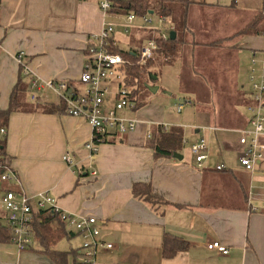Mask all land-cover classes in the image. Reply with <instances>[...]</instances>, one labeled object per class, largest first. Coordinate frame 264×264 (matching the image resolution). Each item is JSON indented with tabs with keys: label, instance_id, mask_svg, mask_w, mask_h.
Instances as JSON below:
<instances>
[{
	"label": "crops",
	"instance_id": "0c3cea01",
	"mask_svg": "<svg viewBox=\"0 0 264 264\" xmlns=\"http://www.w3.org/2000/svg\"><path fill=\"white\" fill-rule=\"evenodd\" d=\"M263 9L264 0H190L186 38L195 45L184 46L167 64L180 65L179 90L176 73L172 80L179 96L172 94V86H164L158 89L164 98L152 102L158 90L147 91L142 105L131 113L137 128L109 137L92 157L84 148L91 129L83 117L11 113L0 140H5L4 152L19 184H3L0 195L8 187L28 195L47 190L64 211L96 217L101 239L113 248L100 250L95 264H264V159L252 172L238 162L243 149L238 130L248 127L247 106L252 101L242 84L244 72L248 77L244 52L249 56L262 49L264 34H237ZM104 20L97 0H0V109L7 108L19 76L14 58L18 50L25 51L28 67L40 79H57L82 93L78 79L88 37L100 31ZM142 30H132L129 47L144 36ZM113 40L118 45L117 32ZM216 41H223L222 46L212 47ZM229 93L232 99L225 97ZM218 95L221 100L216 102ZM43 96L38 104L60 101ZM179 98L189 104L176 112ZM163 124L181 128L182 142H190L186 147L190 158L181 152L183 143L181 160L154 157L146 134ZM200 138L205 140L207 157L198 166L190 145ZM65 153L72 166L63 160ZM219 164L225 169L218 170ZM136 182H149L170 204L155 211L134 198L131 186ZM250 205L259 210L252 211ZM5 223L0 207V224ZM166 232L187 243L170 258L161 254ZM62 240L55 248L67 252L66 264H86L77 253L80 237L70 233ZM212 240L224 245L228 254L209 250L206 243ZM0 264L56 263L37 243L19 250L0 242Z\"/></svg>",
	"mask_w": 264,
	"mask_h": 264
},
{
	"label": "built area",
	"instance_id": "2783aa9c",
	"mask_svg": "<svg viewBox=\"0 0 264 264\" xmlns=\"http://www.w3.org/2000/svg\"><path fill=\"white\" fill-rule=\"evenodd\" d=\"M97 5L107 17L103 26L96 34L88 37L89 43L86 46L83 71L78 82L84 86L82 93L66 82L57 79H40L27 65L25 61V51L18 50L14 53V58L22 74L30 79V88L35 90L30 95L32 100H37L43 96L39 91L48 89L54 92L64 104V113L71 116L83 117L91 129L90 139L84 144L88 156L92 157L97 153L101 143H105L113 135H122L133 132L138 125V120L134 116L127 115L126 111L135 112L134 103L130 100L131 88L122 85L125 74V60L119 53L109 50L111 45H115L113 32L115 26L128 32L129 29H147L151 31V38L147 39L140 47L138 63L144 64L148 59L153 58L157 43L154 38L166 40L172 25L167 17L159 14H148L141 17L143 25L134 26L132 21L135 14L114 15L109 13L110 1L97 0ZM154 17V18H151ZM111 18V20L109 19ZM121 19V20H120ZM159 23L160 26L156 24ZM263 55L262 70L258 76L257 70L251 69L249 77L253 99L247 106L249 112L248 127L238 130L239 143L243 146L238 157L239 164L247 171H253L256 165L264 159V47L260 50L252 51L251 63L256 65L258 59L256 55ZM105 96L108 98L105 100ZM111 102L110 106L108 104ZM189 104L186 98H179L175 103L176 112H181L185 105ZM164 128L168 126L163 124ZM5 134V129L0 128V135ZM147 138L151 136L148 130ZM190 151L198 166L207 157L206 143L203 138L190 145ZM63 160L72 166V158L68 153L63 155ZM217 169H225L223 164L217 165ZM264 174V170L262 171ZM95 175V171L91 172ZM3 184H19L16 171L10 164L5 162L0 154V187ZM264 188V184H263ZM0 195V207L5 212V226L10 230V243L19 250H24L36 245L33 239L32 224L34 214L38 210L50 209L66 227L76 233L81 241L77 253L81 256L82 262L95 264L97 253L102 249H112L113 244L104 241L100 237L98 220L93 216L77 215L61 209L57 204L55 196L49 191H40L34 195H28L21 189H2ZM261 208L264 209V193L261 201ZM252 211L259 210L250 205ZM209 250L216 251L221 255H227L228 249L217 240L206 243Z\"/></svg>",
	"mask_w": 264,
	"mask_h": 264
},
{
	"label": "trees",
	"instance_id": "16d2710c",
	"mask_svg": "<svg viewBox=\"0 0 264 264\" xmlns=\"http://www.w3.org/2000/svg\"><path fill=\"white\" fill-rule=\"evenodd\" d=\"M109 13L114 15H127L133 13L136 16L143 17L152 10L154 14L163 15L168 18L175 32V38L159 40L154 36L157 49L154 58H150L145 64L138 63V54L143 40L151 38V31L145 29L141 33L144 36L134 42L126 50L119 49L118 45H111L109 50L113 53H119L125 60V74L122 85L131 88L129 93L130 100L135 104L137 110L143 103L144 97L148 94L146 91H140L146 83L147 77H152L149 67L152 61L156 59L159 64H171L179 56L180 50L186 45H195V43L186 41L188 34L187 18L190 0H109ZM238 35H263L264 34V9L255 13L254 17L246 23L237 33ZM134 40V39H133ZM113 41V39H111ZM186 44V45H185ZM223 41L213 42L212 46H222ZM22 74V68L19 67V76L13 86L7 108L0 109V128L7 125L11 113L17 111L43 113L64 112V104L59 101L57 104L44 103L38 104V97L33 103L27 102L24 95L27 90L28 82ZM151 136L148 138V146L152 148L153 155L159 157H172L174 152H180L182 142V130L178 127L164 128L162 125L154 126L151 130ZM108 141V140H107ZM5 140H0V154L5 162L11 165V159L5 154ZM12 167V166H11ZM13 168V167H12ZM14 169V168H13ZM10 189H14L10 187ZM131 195L139 200L146 202L152 209L157 211L160 207L170 204L169 201L155 193L149 182H136L131 186ZM33 239L41 247V251L48 255L56 264H66L67 252L60 251L55 245L62 239L70 237L74 233L64 225L59 217L50 211V209L38 210L34 214L32 224ZM76 234V233H75ZM77 235V234H76ZM78 236V235H77ZM11 232L5 226L0 224V242L10 243ZM187 243L176 235L164 233L162 237V256L170 258L177 251L185 249Z\"/></svg>",
	"mask_w": 264,
	"mask_h": 264
},
{
	"label": "rangeland",
	"instance_id": "374dc122",
	"mask_svg": "<svg viewBox=\"0 0 264 264\" xmlns=\"http://www.w3.org/2000/svg\"><path fill=\"white\" fill-rule=\"evenodd\" d=\"M151 18H154V17H151ZM121 20V19H120ZM132 24L134 26H137V25H143L144 22H143V19L139 16H136L134 18V20L132 21ZM157 26H160L159 23L156 24ZM133 29H129L128 32H124L121 30V27L119 26H115L114 28V32H113V36L116 34L117 32V37H118V48L119 49H128L129 48V42H130V39H131V32H132ZM122 33V34H121ZM200 38V37H199ZM186 41L188 43H190V38H186ZM186 45V44H185ZM212 47H216V46H212ZM260 50V49H259ZM181 53V52H180ZM245 53V57L247 58L246 59V69H247V74H248V77L246 75V72H244V76H243V83L244 84V87L246 90L249 91V95H250V98L253 99V95H252V89H251V81L249 79L252 71L251 69L254 68L255 70H257V72L255 73L256 76H258V74H260L261 70L263 69L262 68V62L260 61L263 57V55H260V54H257L256 55V58L258 59L256 65H253L251 63V52H250V55L247 56V51L244 52ZM154 58V56H153ZM249 58V60H248ZM146 63V62H145ZM144 63V64H145ZM176 64H173L172 67H168V65H165V64H159L158 61H155L153 60L152 61V64L150 65L149 67V71L152 72V77H147V80H146V83L141 87L140 91H148L149 90L147 89V86L148 85H151V86H156L157 87V90L159 88H162L164 86H172V90H173V85H172V80H174V75L176 73V79H175V86L176 88L178 89V81H177V70H180V65L175 62ZM169 70H174V74H170L168 71ZM154 77V78H153ZM26 81L28 82V85H27V90H26V93L24 95V99L27 101V102H30V103H33L35 100H32L30 98V95L33 93V92H36L35 90H32L30 88V79L27 77L26 78ZM179 90V89H178ZM42 94L44 95L42 98H45V99H54V98H58V96L52 92L51 90H48V89H43L41 91L38 92V94ZM173 95L175 96H179L178 93L176 91L173 90ZM158 97L160 98H164L162 93H161V90H158L157 94L153 97V100L152 102L157 99ZM227 99H232V96L231 94H227L225 96ZM108 98L105 96V100H107ZM220 99V96L218 95L216 97V102ZM221 100V99H220ZM107 106H110L111 105V102L108 103V104H105ZM189 108H191V106H189ZM187 109V108H185ZM192 109V108H191ZM239 109H241V112L242 114H245L244 112V109L243 107H239ZM127 115H131V116H134L132 115L131 113H134L133 111H126ZM204 128V127H203ZM185 132L189 133V130H185ZM235 134V133H234ZM183 144L184 146L181 148V152L184 153V155L188 158H190V153L189 151H187V148L190 144V142L187 140V139H184L183 140ZM184 148V149H183ZM62 240V239H61ZM65 240V239H64ZM64 240H62L61 242H63ZM66 241V240H65Z\"/></svg>",
	"mask_w": 264,
	"mask_h": 264
},
{
	"label": "water",
	"instance_id": "95a60500",
	"mask_svg": "<svg viewBox=\"0 0 264 264\" xmlns=\"http://www.w3.org/2000/svg\"><path fill=\"white\" fill-rule=\"evenodd\" d=\"M153 13V11L152 10H150L149 11V14H152ZM175 38V32L173 31V30H170L169 31V39H174ZM154 78V77H153ZM147 89L150 91V92H156L157 91V87L156 86H151V85H148L147 86ZM172 157L173 158H176V159H178V160H181L182 159V155L179 153V152H174L173 154H172Z\"/></svg>",
	"mask_w": 264,
	"mask_h": 264
},
{
	"label": "bare ground",
	"instance_id": "6f19581e",
	"mask_svg": "<svg viewBox=\"0 0 264 264\" xmlns=\"http://www.w3.org/2000/svg\"><path fill=\"white\" fill-rule=\"evenodd\" d=\"M143 65V64H142ZM135 103V102H134Z\"/></svg>",
	"mask_w": 264,
	"mask_h": 264
}]
</instances>
